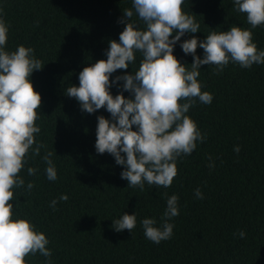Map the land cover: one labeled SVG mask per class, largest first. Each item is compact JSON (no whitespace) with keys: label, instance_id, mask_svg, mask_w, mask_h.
Segmentation results:
<instances>
[{"label":"trees","instance_id":"1","mask_svg":"<svg viewBox=\"0 0 264 264\" xmlns=\"http://www.w3.org/2000/svg\"><path fill=\"white\" fill-rule=\"evenodd\" d=\"M131 7L132 0H0V17L8 26L5 50L32 48L44 65L30 79L42 97L35 139L45 147L39 156L29 152L19 174L25 184L13 189V219H26L46 235L51 264H264V64L245 69L230 62L219 74L213 65L201 66V90L213 100H197L186 115L206 138L191 155L177 158L178 174L168 188L128 187L120 175L124 167L95 149L97 117L111 120L110 113L84 112L66 95L67 88L79 86L84 67L107 59L109 42H119L125 27L118 22L123 10ZM182 8L200 25L174 46L173 55L189 69L193 56L180 44L192 36L203 41L212 31L250 29L253 43L264 51V25L251 29L233 0H184ZM132 21L144 28L135 14ZM203 51L198 47L196 55L203 58ZM135 55V63L110 79L137 71L141 54ZM121 91L116 84L110 88L113 96ZM123 95L130 98L129 92ZM49 151L55 181L47 179L42 159ZM29 167L37 170L34 175H28ZM61 195L68 200H59ZM172 195L179 198V215L168 221L173 234L155 244L144 236L141 221L155 219L162 227ZM52 200L58 201L55 210ZM124 213L136 215L132 232L111 227ZM26 262L48 264V259L37 253Z\"/></svg>","mask_w":264,"mask_h":264},{"label":"clouds","instance_id":"2","mask_svg":"<svg viewBox=\"0 0 264 264\" xmlns=\"http://www.w3.org/2000/svg\"><path fill=\"white\" fill-rule=\"evenodd\" d=\"M183 3L184 0H132V7L123 10V18L118 21L125 24L119 42H109L107 59L84 67L79 73V86H71L66 92L84 112L92 114L104 108L110 113L111 120L97 117L96 152L112 155L116 164L124 167L121 179L128 182V187L141 191L145 183L170 187L178 174L177 158L191 155L197 141L202 143L206 138L186 115L197 100L202 104H211L213 100L211 93L201 90V66L213 65L214 74H219L230 62L245 69L264 64V51L253 43L252 31L235 26L228 31H212L203 41L196 36L184 40L180 47L185 55L193 56V62L190 69L182 64L173 55L174 46L185 33L195 34L200 28L194 16L184 12ZM233 3L235 11L246 14L251 29L264 25V0ZM134 14L144 24L143 29L132 21ZM7 33L8 26L0 17V264H27L26 257L37 253L51 264L46 235L36 231L26 219H13L10 203L14 199L13 189L25 184L19 174L29 152L39 156L45 147L35 139L41 131L35 122L39 119L37 109L42 97L30 79L33 71L42 70L44 65L35 58L32 48L20 45L15 51H6ZM198 47L204 50L203 58L196 55ZM137 52L141 54L138 70L111 80L114 72L135 63ZM114 84L122 87L115 96L110 92ZM124 91L130 93V98H125ZM234 151L239 153V146ZM52 155L49 151L42 157L49 181L57 179ZM212 167L214 164H209ZM27 171L31 176L37 170L29 167ZM33 187L32 182L27 184L29 191ZM195 195L203 199L199 189ZM178 199L176 195L167 197L162 227L155 226V219L141 221L146 239L159 244L171 238L174 226L168 221L179 215ZM59 200L67 201L68 196L61 195ZM57 202L51 201L53 210ZM111 227L116 232H132L136 215L124 213ZM239 235L243 238L245 233Z\"/></svg>","mask_w":264,"mask_h":264}]
</instances>
